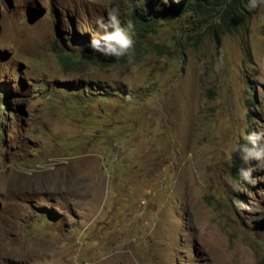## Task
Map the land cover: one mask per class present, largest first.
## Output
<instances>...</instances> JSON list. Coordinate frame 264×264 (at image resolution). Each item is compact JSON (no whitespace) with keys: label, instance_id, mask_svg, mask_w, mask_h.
<instances>
[{"label":"rangeland","instance_id":"obj_1","mask_svg":"<svg viewBox=\"0 0 264 264\" xmlns=\"http://www.w3.org/2000/svg\"><path fill=\"white\" fill-rule=\"evenodd\" d=\"M128 6L0 0V264H264V169L233 151L264 131V7L132 30L135 73L81 60Z\"/></svg>","mask_w":264,"mask_h":264},{"label":"clouds","instance_id":"obj_2","mask_svg":"<svg viewBox=\"0 0 264 264\" xmlns=\"http://www.w3.org/2000/svg\"><path fill=\"white\" fill-rule=\"evenodd\" d=\"M264 7V0H248L249 11ZM100 34L93 36L90 40V47L94 52H99L105 57H114L119 60L127 58L133 73L138 71L139 66L134 63L135 39L132 35L133 24L129 20L122 23L118 8H113L107 13V17H100L96 20ZM223 67L222 57L218 59L215 70L219 72ZM246 143L238 144L233 151L239 153L244 165L239 173L241 178L248 183H254L252 173L257 169H264V131H252L245 137ZM256 162V167H251Z\"/></svg>","mask_w":264,"mask_h":264},{"label":"trees","instance_id":"obj_3","mask_svg":"<svg viewBox=\"0 0 264 264\" xmlns=\"http://www.w3.org/2000/svg\"><path fill=\"white\" fill-rule=\"evenodd\" d=\"M157 2L154 6L153 3ZM129 6L126 9L127 21H131L133 24V31L140 36H144L148 33V30L155 24L160 23L161 20L170 19L174 16H178L184 12H189L198 8L211 9L217 16V25H226L228 21H235L242 18L243 13H252L254 10L249 11L247 9L248 0H178L173 2L172 0H164L160 2L157 0H145L140 2V6H134L131 0H128ZM145 2L144 4H142ZM208 4V6H206ZM144 8V10H142ZM149 34V33H148ZM86 44L85 42L83 45ZM89 53L96 54L93 50L83 52L80 55V59L89 58ZM60 59H64L65 55L59 56ZM3 89V88H2ZM1 96L4 94L1 90ZM5 93H8V91ZM0 105L2 109L6 110L5 97L1 100ZM1 107V106H0ZM246 143V142H244ZM243 143V144H244Z\"/></svg>","mask_w":264,"mask_h":264},{"label":"water","instance_id":"obj_4","mask_svg":"<svg viewBox=\"0 0 264 264\" xmlns=\"http://www.w3.org/2000/svg\"><path fill=\"white\" fill-rule=\"evenodd\" d=\"M252 230L264 231V217L252 222Z\"/></svg>","mask_w":264,"mask_h":264}]
</instances>
